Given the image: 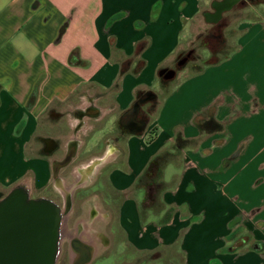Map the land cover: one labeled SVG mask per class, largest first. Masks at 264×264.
Returning <instances> with one entry per match:
<instances>
[{"label":"crops","instance_id":"crops-1","mask_svg":"<svg viewBox=\"0 0 264 264\" xmlns=\"http://www.w3.org/2000/svg\"><path fill=\"white\" fill-rule=\"evenodd\" d=\"M213 1L0 0V194L22 181L53 200L41 191L52 186L82 203L95 194L78 221L110 225L95 232L103 249L119 231L158 261L174 248L182 264H264V16L237 23L226 58L157 90L158 72L171 68L200 19L213 24L204 14ZM131 57L143 66L120 76ZM146 92L155 96L132 133L120 119ZM203 116L223 129L202 133ZM176 131L189 141L178 151ZM164 152L163 209L142 217L151 191L138 180ZM68 154L67 179L59 163Z\"/></svg>","mask_w":264,"mask_h":264},{"label":"water","instance_id":"water-1","mask_svg":"<svg viewBox=\"0 0 264 264\" xmlns=\"http://www.w3.org/2000/svg\"><path fill=\"white\" fill-rule=\"evenodd\" d=\"M241 0H216L211 3L214 12L204 13L206 20L215 24L223 13ZM208 16H213L209 19ZM188 51L176 61L181 69L190 59ZM158 76L164 81L176 77V69L162 68ZM155 95L146 92L124 113L120 124L132 133L141 132L144 122L136 119L141 106ZM72 154L66 155L59 166H66ZM72 208V197L61 205L50 197L32 196L24 181L13 185L0 197V264H57L63 237L67 234V219ZM75 245L87 252L78 264H89L94 256L91 243L74 239Z\"/></svg>","mask_w":264,"mask_h":264},{"label":"rangeland","instance_id":"rangeland-1","mask_svg":"<svg viewBox=\"0 0 264 264\" xmlns=\"http://www.w3.org/2000/svg\"><path fill=\"white\" fill-rule=\"evenodd\" d=\"M261 5L262 4L258 5L256 3L249 4V2H247V5L242 10H240L238 5L232 10L225 12L223 14L222 21L226 26L221 30L219 29V27L215 28L213 24L208 25L202 17L200 19L202 21L201 22L202 25H200V27L197 28L198 32L189 41L184 42L183 48L179 56V57H183L184 55H186L188 51H192L190 55V59L186 62V65L182 69H177L176 68L177 59L174 61L171 68L176 69V77L170 80L169 82L162 84V87L160 86L157 87V90L159 91V96H161L168 90L173 89L174 86L179 81H183L185 77L192 76L190 75V73L192 72V66L195 65L200 66L207 61L214 60L216 58H221L232 48L234 47L236 48L237 38L240 34V31L237 28L238 20L243 17H247L250 19H257L259 18V16H264V6ZM212 31H216V32L220 31L221 33L220 38H213L212 35L210 34L212 33ZM157 85H159V82H157ZM83 158L84 156H80L77 158V160ZM68 169L63 171V174L67 179L71 176V172ZM53 190L54 188L52 186H49L47 190H42L41 193L50 194L51 196H53V198H55L57 203L62 205L63 204L62 199L60 198L58 193ZM65 192L67 193V191ZM101 195L102 193L99 194V197H101ZM103 198L107 202L111 201L107 194H104ZM98 199L99 198L96 197L95 194H90L86 198V200H84V202L82 203L80 197L77 196L73 200L74 202L72 201L71 210L72 209L74 210L73 215L69 219H67V224H66L68 231L77 237L79 234L82 235L88 231L87 230L88 225L90 227L93 226L92 229L88 231L89 234H87L88 236H85V238L89 240V243L92 244L94 248V254L97 253L99 254V256L96 258V261L92 262L91 264H111V263L117 264L119 262L120 264H182L181 253L176 251L174 248L163 250V252L161 253L162 255L161 261H158L157 260L158 257L155 258L154 255L151 253L143 254L134 251L132 248H130L125 244V242L123 241V236L119 231L114 232L112 235L110 234L111 236L110 246L103 249V247L100 246L101 243L97 241L95 232L97 233L98 230L101 229L102 231L109 232L111 231V229L109 228L110 225L108 224L104 226L103 224H105L106 221L96 222L94 221L93 218H87L86 220L87 227L85 226V228H83L81 222L78 221L79 218L82 217L86 218L89 209H91L92 206L97 204ZM93 224L95 225V227ZM84 229L86 230L85 233L83 232ZM68 242H69V238L67 237V234H65L61 242L57 264L71 263L70 260L71 250L69 248L70 245L68 244ZM103 255L106 256L102 257Z\"/></svg>","mask_w":264,"mask_h":264},{"label":"trees","instance_id":"trees-1","mask_svg":"<svg viewBox=\"0 0 264 264\" xmlns=\"http://www.w3.org/2000/svg\"><path fill=\"white\" fill-rule=\"evenodd\" d=\"M247 2H249V4H253V3H256L258 5L264 4V0H241L233 8H235L236 6L239 5L240 10H242L247 5ZM247 19L248 20H254V19H250L247 17H243V18L239 19L238 22L240 20H247ZM225 26L226 25L223 23L219 27V29L221 30ZM217 33H218V35H216V36L212 35V33H210V34L212 35L213 38H220V35H221L220 31H218ZM143 46H144V44H138L136 46L135 55H137L140 48ZM234 49H235V47L232 48L229 52H227L221 58H216L214 60L207 61L203 65H200V66H196V65L192 66V72L190 73V75H193V74L200 72L207 65L216 64V63L220 62L222 59L226 58ZM176 59L178 60L179 58L177 57ZM133 63H134V66L132 65ZM185 65H186V63H185ZM142 66H143V61H141V60H134L132 57L122 59L120 62V72H119L120 76L124 72H126L127 70H131L133 73H136L140 70V68ZM160 81L162 84L169 82V81L162 80L161 77H160ZM138 98H139V96L137 97V99ZM32 100H33V96L30 98L28 104H31ZM197 126L200 129V131L204 134L212 133V132H218V131H221L223 129V125L220 122L216 121L212 116L201 117L197 122ZM148 141H149V139H148ZM188 143H189V141L186 140L185 138H183L181 132L176 131L175 136H174V145H173L172 149L174 151H178L181 148L185 147ZM166 158H167V154L165 152L155 155L153 157V159L148 163V165L144 169V172L142 173V175L140 176V178L138 180V184L147 186L148 188H150V191H151L150 198L139 205V213L142 217H145L146 213L149 211H159V210L163 209V203L159 198V194L164 189V186H163V183L161 180V174H162L163 167L166 163ZM2 196H3V194H0V197H2Z\"/></svg>","mask_w":264,"mask_h":264},{"label":"flooded vegetation","instance_id":"flooded-vegetation-1","mask_svg":"<svg viewBox=\"0 0 264 264\" xmlns=\"http://www.w3.org/2000/svg\"><path fill=\"white\" fill-rule=\"evenodd\" d=\"M209 19H213V16H209ZM222 20H223V15H222V17L215 24H213V26L215 28L220 27L224 23ZM212 35H215L216 36V35H218V33L216 31H212ZM144 118H145L144 112L142 110H139L138 113H137L136 119L138 121L142 122L144 120ZM48 147H50V145H47V148ZM63 158H65V156ZM68 168H69V165L66 166V167H63V170H67ZM91 188L92 187H87V188H83V189H77L74 194L76 195L77 193H80L82 191H88ZM58 195L62 199V202L63 203L67 200V198L69 196L68 191H67V193L65 191H63L61 194H58ZM72 215H73V212L69 215L68 219ZM67 237L69 238L68 244L70 245L69 248L71 250V255L69 254L70 255V260H71V263L70 264H78L87 255V252L84 251L79 246L75 245L74 239H75L76 236H74L73 234H71L69 231L67 232ZM85 241L89 242V240H87V239H85ZM98 256H99V254H97V253L94 254V256H93V258H92V260H91V262L89 264H91L92 262L96 261V258ZM104 256H106V255H103L102 257H104ZM111 264H113V263H111ZM117 264H120V262L117 263Z\"/></svg>","mask_w":264,"mask_h":264}]
</instances>
